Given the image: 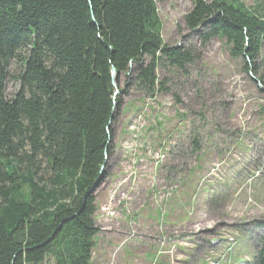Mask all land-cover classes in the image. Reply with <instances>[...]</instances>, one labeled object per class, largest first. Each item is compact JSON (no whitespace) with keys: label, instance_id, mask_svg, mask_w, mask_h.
Wrapping results in <instances>:
<instances>
[{"label":"trees","instance_id":"trees-1","mask_svg":"<svg viewBox=\"0 0 264 264\" xmlns=\"http://www.w3.org/2000/svg\"><path fill=\"white\" fill-rule=\"evenodd\" d=\"M184 25L264 88V0H193ZM162 31L157 0H0V264H92L121 94L155 100L159 70L195 59ZM246 264H264V235Z\"/></svg>","mask_w":264,"mask_h":264},{"label":"rangeland","instance_id":"rangeland-1","mask_svg":"<svg viewBox=\"0 0 264 264\" xmlns=\"http://www.w3.org/2000/svg\"><path fill=\"white\" fill-rule=\"evenodd\" d=\"M157 4L165 42L195 59L159 70L170 90L155 100L121 94L92 264H246L264 235V92L222 40L185 27L193 0Z\"/></svg>","mask_w":264,"mask_h":264},{"label":"water","instance_id":"water-1","mask_svg":"<svg viewBox=\"0 0 264 264\" xmlns=\"http://www.w3.org/2000/svg\"><path fill=\"white\" fill-rule=\"evenodd\" d=\"M117 77H118V73H117L116 69H113V79H114V83H115L116 88H117V90H116V92H115V95H116V96L119 94L118 86H117V84H116V79H117ZM261 88L264 89L263 87H261ZM115 98H116V97H115ZM115 104L117 105V101H115ZM108 160H109V159H107V161H108ZM98 184H99V181L96 183V186H98Z\"/></svg>","mask_w":264,"mask_h":264},{"label":"bare ground","instance_id":"bare-ground-1","mask_svg":"<svg viewBox=\"0 0 264 264\" xmlns=\"http://www.w3.org/2000/svg\"><path fill=\"white\" fill-rule=\"evenodd\" d=\"M137 113V112H136ZM140 113V112H139ZM132 115V114H131ZM133 116V115H132ZM136 117V116H135ZM140 118V117H139ZM139 120V119H138ZM132 123V122H131ZM135 125V124H134ZM150 128V127H149ZM132 135V134H131ZM144 137V136H143ZM169 140V139H168ZM121 144V143H120ZM163 144V143H162ZM164 145V144H163ZM166 145V144H165ZM142 147V146H141ZM168 147V146H167ZM164 150V149H163ZM154 151V150H152ZM144 152V151H143ZM160 156V155H159ZM144 158V157H143ZM158 158V157H157ZM154 159V158H153ZM122 166V165H121ZM157 169V168H156ZM114 177V176H113ZM116 177V176H115ZM143 178V177H142ZM116 179V178H115ZM157 190V189H156ZM160 192V191H159ZM128 212V211H127Z\"/></svg>","mask_w":264,"mask_h":264}]
</instances>
